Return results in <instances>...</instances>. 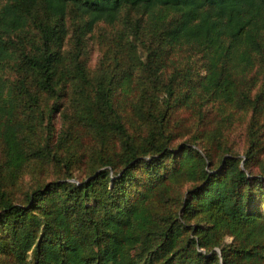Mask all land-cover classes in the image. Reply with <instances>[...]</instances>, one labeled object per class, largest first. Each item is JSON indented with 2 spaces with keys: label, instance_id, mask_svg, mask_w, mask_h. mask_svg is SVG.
<instances>
[{
  "label": "trees",
  "instance_id": "trees-1",
  "mask_svg": "<svg viewBox=\"0 0 264 264\" xmlns=\"http://www.w3.org/2000/svg\"><path fill=\"white\" fill-rule=\"evenodd\" d=\"M0 264H264V0H1Z\"/></svg>",
  "mask_w": 264,
  "mask_h": 264
},
{
  "label": "rangeland",
  "instance_id": "rangeland-1",
  "mask_svg": "<svg viewBox=\"0 0 264 264\" xmlns=\"http://www.w3.org/2000/svg\"><path fill=\"white\" fill-rule=\"evenodd\" d=\"M1 5V0H0ZM68 18V17H67ZM121 28V22H117L114 25H106L103 23H98L94 30L89 34L87 43L85 46V53L83 59L87 64V67L93 72L97 68V65L101 63L103 55L107 52L110 55L111 48V37ZM68 30L69 37L71 35V25L70 20H68ZM68 46V41H67ZM141 49V46L139 48ZM143 51V50H142ZM144 52V51H143ZM142 52V53H143ZM55 122L56 127H59L60 124V114L56 113L54 115L53 123ZM26 182V176L23 178V183ZM229 240V238H227Z\"/></svg>",
  "mask_w": 264,
  "mask_h": 264
}]
</instances>
